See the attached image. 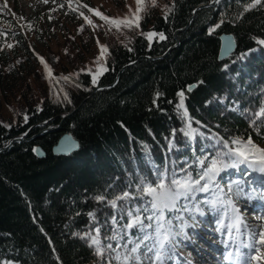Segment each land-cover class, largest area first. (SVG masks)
I'll return each instance as SVG.
<instances>
[{
	"label": "trees",
	"instance_id": "obj_1",
	"mask_svg": "<svg viewBox=\"0 0 264 264\" xmlns=\"http://www.w3.org/2000/svg\"><path fill=\"white\" fill-rule=\"evenodd\" d=\"M210 1L167 0L148 7L140 28L130 30L127 42L108 47L107 71L99 83L111 82L122 65L139 55L162 54L174 42L173 31L185 25L198 4ZM249 2L219 0L198 10L180 34L179 46L166 57L141 59L125 68L113 87L92 94L59 130L0 153V264H116L112 253L96 255L81 236L99 227L102 244L115 247L116 241L106 237L116 224L126 223V211L117 214L107 200L126 190L135 193L140 176L155 180L156 167H184L185 160L191 163L209 144L200 136L189 140L183 134L188 118L193 127L211 135L226 140L251 136L255 144L264 146V117L254 115L264 107V45L257 42L264 39V8L257 6L236 18ZM166 5L174 9L167 17ZM221 20L209 35V28ZM148 31L164 33L166 39L150 44L142 34ZM222 33L232 34L237 48L230 58L219 61ZM78 82L82 88L68 95L70 103L47 96L37 100L23 92L25 111L10 127L0 122V146L13 137L58 124L89 94L90 76L80 74ZM192 83L197 86L188 92L186 87ZM180 90H185L188 118L176 107ZM156 92L162 95L157 97ZM64 133L78 141L79 150L55 156L51 148ZM37 145L45 157L35 154ZM98 195L105 200L97 201ZM118 203L133 206L132 201ZM89 212L95 213V220ZM113 215H117L115 224ZM170 217L176 225L172 213Z\"/></svg>",
	"mask_w": 264,
	"mask_h": 264
},
{
	"label": "snow or ice",
	"instance_id": "obj_2",
	"mask_svg": "<svg viewBox=\"0 0 264 264\" xmlns=\"http://www.w3.org/2000/svg\"><path fill=\"white\" fill-rule=\"evenodd\" d=\"M43 2L46 3L47 0H43ZM135 2V10L130 5H127L128 12L123 17L113 18L101 12L98 8H90L87 4L81 3L80 0H67L69 8L73 11L84 8L103 20L109 25V32H111L113 27L118 32H122L124 29H139L143 14L147 12L148 7L156 6L157 0H135ZM239 2L240 0H237V3ZM74 4L76 7H73ZM257 6L264 8V0H251V2L243 7V11L236 18L241 19L244 13ZM173 10L172 7L166 5L164 9L165 16L167 17ZM79 15L83 18L85 24L93 27H102V25H94L93 21L83 11H80ZM221 23H223V20L210 27L208 30L209 35L219 28ZM83 27L81 25L80 31L83 30ZM142 34L149 40L154 38H158L159 40L166 39L164 33L148 31ZM257 42L260 45H264V39H260ZM97 45L99 54L93 61L96 65L95 70L81 69V71H88L90 73L93 84L103 75L104 71H107L103 61L109 55L107 45L100 44L99 40H97ZM12 46V44L7 45L8 48ZM228 48H231V41H229ZM40 60L50 81L55 79L57 83L61 80L65 83H71L73 82V77L78 75L77 73H70L68 75L53 77L52 69L44 61L43 57H40ZM198 83L202 84L203 81H199ZM196 86L188 85L186 90L191 92ZM61 91L63 92L64 90L61 89ZM155 95L159 97L162 93L156 92ZM176 95L179 97V102L176 105L177 109L181 111L183 117L188 118V110L185 106V90L178 91ZM64 99L68 100L69 103L71 102L67 92H64ZM153 103L155 104V100ZM206 103H211V101H206ZM254 115L256 117H264V107ZM27 119L28 117L25 115V122H27ZM195 123L199 124L200 122L196 121ZM192 124L193 121L188 118L184 129L181 130L189 140H194L197 136L204 135L198 128L193 127ZM5 126L10 127V125ZM201 127L204 126L201 125ZM173 132L175 133V130ZM204 138L209 141L214 140L215 142L200 148L199 155L195 156L191 164L185 160L183 162L184 167L182 168L170 169L167 164L163 166V169L156 167L153 173L156 177L155 180L140 176L138 177L139 182L135 185V193L131 190H126L116 195L113 199L107 200V203L116 210L117 214L123 215L125 211L127 212L128 222L114 228L112 235L106 237L107 240L116 241L115 247L111 243L107 245L102 244L101 228L99 227H94L81 236L94 249L96 255L112 253L114 255H111V260L115 261L116 264H144L141 254L143 248L146 250L143 252V257L147 258V264H165L168 242L170 238L178 235V233H174L173 231V219L170 217V214L173 211H180L181 213L194 212L203 215L202 207L206 205L211 209L217 210L218 214L220 212L224 214V217L217 221V230H227L234 233V235L229 236V240L235 247L232 250L226 249L223 259L225 261H232L233 264H252L253 261L257 262V264H264V223H261L258 229L245 224L234 203V197L241 195L255 198L252 195L255 191V189H252V185L256 181L250 179V173L257 172L264 177V148L255 144L251 136L243 139L237 136L226 140L213 134ZM170 145L174 147L171 141ZM76 147L78 145L74 141L69 140L59 148V151L68 152ZM34 151L39 152V149H34ZM229 169L236 170L240 177H249V179L237 178L230 181L226 186H223L218 181V177H221V174ZM131 187V184L128 185L129 189ZM246 188L252 189V191L246 192ZM196 193H207L208 196L200 200L196 197ZM145 197L148 199L145 200ZM95 198L97 201L105 200V196L103 195H98ZM261 198H264V194L261 195ZM120 201H140V203L136 207H130L128 203H118ZM190 204L192 205L191 208L189 207ZM88 216L95 220V213L89 212ZM111 219L114 224L117 223V215H113ZM176 219H182V216H178ZM260 219L264 220V217ZM145 220L151 223H145ZM185 227H192V225L182 223L180 225L181 231ZM241 227L248 230L246 233L249 237L248 243L240 239V236L244 235V233H241ZM134 228L139 229V233L142 235L129 237L125 230ZM148 229L152 231H146ZM153 239L155 240L154 245L149 246L146 242ZM243 248L251 250L250 253L245 254L241 252L240 249ZM121 249H124V251H121ZM53 252L55 253V250ZM234 256L239 257V259L233 261ZM56 259L59 262L58 256Z\"/></svg>",
	"mask_w": 264,
	"mask_h": 264
},
{
	"label": "rangeland",
	"instance_id": "obj_3",
	"mask_svg": "<svg viewBox=\"0 0 264 264\" xmlns=\"http://www.w3.org/2000/svg\"><path fill=\"white\" fill-rule=\"evenodd\" d=\"M166 1L157 0V3L162 5ZM80 2L87 4L90 8H98L101 12L113 18L123 17L128 12L127 5H130L133 10L136 7L135 0H80ZM61 5L63 6L61 7ZM73 7H76V5L74 4ZM80 11L88 15L94 25H102V27L85 24L83 18L79 15ZM81 25L84 26L82 31H80ZM130 30L124 29L122 32H118L113 27L109 32V25L103 20L84 8L73 11L69 8L67 0H47L46 3L43 0H0V122L10 125L16 121L18 114L25 111L21 101L25 91H27V96H34L37 100L45 96L61 100L64 99V92H67L68 95L79 92V88L82 87L78 82V76L83 73L90 76L91 86L97 85L102 75L93 84L90 73L81 71L85 68L95 70L96 65L93 61L99 54L97 40L100 44H105L108 47L114 43L124 44L128 40ZM155 39L158 38L148 39V41L151 44ZM8 44L13 46L8 48ZM40 57H43L52 69L53 77L70 73H77L78 75L73 77L71 83H65L63 80L57 83L55 79L50 81L47 78ZM106 58L103 61L105 68H107ZM61 89L64 91L62 92ZM85 90H89V88ZM232 109L237 110L235 107H232ZM198 129L204 134L200 136L203 143L206 141L204 137L212 136L211 133ZM214 142V140L209 141V143ZM203 143H201V146ZM260 147L264 148V146ZM255 175L259 176L260 174L255 173ZM221 176L220 181L223 186L237 178L249 179L248 177H240L239 173L233 169L222 173ZM252 189H255L252 193L255 198L241 195L234 197V203L239 215L243 217L244 223L258 229L260 224L264 223V220L260 219L264 217L263 210L261 208H248L246 200L260 199L261 195L264 194V188L259 191L257 186L253 184ZM252 189L246 188L245 191H252ZM207 196V193H196V197L200 200L205 199ZM144 199L148 198L145 197ZM131 204L132 207L138 205L136 201H132ZM262 204L264 205V199ZM191 206L190 204L189 207L191 208ZM202 212L203 215L194 212H172V216L177 223V227L173 225V231L178 235L170 238L168 242L169 251L172 252L169 258L171 264H176L177 261H183V264L221 263V261L220 263L218 261L220 259H218L219 253H217L216 248L224 247L222 244L226 243L229 236L234 235V233L227 230H217V221L224 217L222 212L218 214L217 210L206 205L202 207ZM125 215L127 223V212ZM178 216H182V219H176ZM126 223L116 224L115 228ZM146 223L151 222L146 220ZM182 223L192 225V227H185L181 231L180 225ZM125 231L129 237L142 235L139 233V229L136 228L126 229ZM146 231L151 232L152 230L148 229ZM247 231V229L241 227V233H244V235H241L240 239H244L245 243L249 241ZM219 235L224 237L223 243L218 241L217 237ZM146 243L153 246L155 240ZM230 245L231 247H229L232 248L234 244L230 242ZM121 251H124V249H121ZM144 251L146 250L142 248V258L144 264H147V258L143 257ZM168 262L165 261V264ZM9 264L14 263L9 262ZM252 264H257V262L253 261Z\"/></svg>",
	"mask_w": 264,
	"mask_h": 264
},
{
	"label": "water",
	"instance_id": "obj_4",
	"mask_svg": "<svg viewBox=\"0 0 264 264\" xmlns=\"http://www.w3.org/2000/svg\"><path fill=\"white\" fill-rule=\"evenodd\" d=\"M217 2V0H213L211 3H201L198 4L192 11V14L190 15V17L188 18V20L186 21L185 25H183L180 28H177L173 31V38H174V42L172 44H170L166 50L159 55H155V56H150V55H139L135 60L126 63L124 65H122L118 71L116 72V75L114 77V79L111 82L108 83H103V84H98L95 85L93 87H91V89L89 90V94L83 98V100L71 111H68L66 113H64L59 121L58 124L53 125L51 127H43L41 129H39L36 133L27 136V134H23L21 136H16L13 137L11 139H9L4 145L0 146V153L6 152L8 151L14 144L16 143H20V142H27L30 141L44 133L47 132H53V131H57L60 129L61 124L63 123V121L68 118L69 116H71L73 114L74 111H76L79 106L86 100L88 99L92 94H94L96 91L102 90V89H108L113 87L117 81L118 78L120 76V74L124 71L125 68L134 65L136 62H138L141 59H149V60H155V59H161L166 57L173 49L177 48L180 44V34L182 32H184L190 25L191 21L194 19V17L196 16V13L198 10L205 8V7H209V6H213L215 5V3ZM219 41H220V46H219V51H218V60L219 61H224L226 59H228L236 50L237 48V43L234 39V37L232 36V34L229 33H222L219 35ZM229 41H231V48H228L229 45ZM190 85H196L195 83H192ZM195 88V87H194ZM193 88V89H194ZM187 89V87H186ZM192 89V90H193ZM74 141L78 147L74 148L71 151L68 152H61L59 151V148L62 147L63 145H65L68 141ZM35 149H39V152L35 151V154L39 157V158H43L45 157V151L43 150V148L40 145H37L35 147ZM79 150V143L76 139L73 138V136L69 133H64L62 134L59 139L57 140L56 144L51 148V152L53 155L55 156H67L70 154H73L74 152H77Z\"/></svg>",
	"mask_w": 264,
	"mask_h": 264
},
{
	"label": "bare ground",
	"instance_id": "obj_5",
	"mask_svg": "<svg viewBox=\"0 0 264 264\" xmlns=\"http://www.w3.org/2000/svg\"><path fill=\"white\" fill-rule=\"evenodd\" d=\"M255 173H257V172H251L250 173V179H252L253 181H256V183H254V185L257 186V189L260 191L261 188H264V178L261 175H259V176L258 175H255ZM263 199L264 198H261L260 197V199H257V200H253V199L250 200V201L249 200H246L248 202V208H250V209H255V208L256 209H260L261 208L263 210V213L262 214H264V205L262 204V200ZM210 216H211V214H210ZM223 238L224 237L223 236H220V235H219V237H217L218 241H220L221 243H223V241H224ZM229 243H230V241H227L226 243L222 244V245H224V247H222V246L221 247H217L216 250H218V252H220L221 250L228 248L229 247ZM171 253L172 252L169 251V247H167V249H166V257L167 258H166L165 261L166 262L169 261L168 263H170L169 258L171 257ZM245 254H248V253H245ZM177 263L178 264H183L184 262L183 261H177L176 264ZM227 264H233V263L231 261H229V262H227Z\"/></svg>",
	"mask_w": 264,
	"mask_h": 264
}]
</instances>
